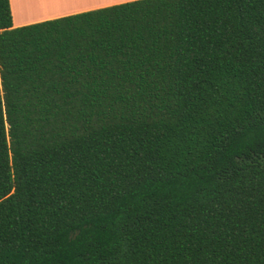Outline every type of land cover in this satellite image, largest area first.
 Instances as JSON below:
<instances>
[{
  "label": "trees",
  "instance_id": "obj_1",
  "mask_svg": "<svg viewBox=\"0 0 264 264\" xmlns=\"http://www.w3.org/2000/svg\"><path fill=\"white\" fill-rule=\"evenodd\" d=\"M0 264H264V0H0Z\"/></svg>",
  "mask_w": 264,
  "mask_h": 264
},
{
  "label": "crops",
  "instance_id": "obj_2",
  "mask_svg": "<svg viewBox=\"0 0 264 264\" xmlns=\"http://www.w3.org/2000/svg\"><path fill=\"white\" fill-rule=\"evenodd\" d=\"M132 0H9L12 26H22Z\"/></svg>",
  "mask_w": 264,
  "mask_h": 264
},
{
  "label": "rangeland",
  "instance_id": "obj_3",
  "mask_svg": "<svg viewBox=\"0 0 264 264\" xmlns=\"http://www.w3.org/2000/svg\"><path fill=\"white\" fill-rule=\"evenodd\" d=\"M18 1H19V2H18V6L21 8V6H20V1H21V0H18ZM21 9H22V8H21ZM22 10H23V9H22Z\"/></svg>",
  "mask_w": 264,
  "mask_h": 264
}]
</instances>
